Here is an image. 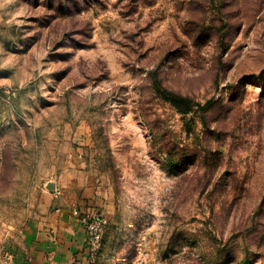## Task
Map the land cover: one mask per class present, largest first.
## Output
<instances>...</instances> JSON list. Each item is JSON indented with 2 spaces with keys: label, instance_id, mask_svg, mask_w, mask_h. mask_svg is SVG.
I'll list each match as a JSON object with an SVG mask.
<instances>
[{
  "label": "rangeland",
  "instance_id": "1",
  "mask_svg": "<svg viewBox=\"0 0 264 264\" xmlns=\"http://www.w3.org/2000/svg\"><path fill=\"white\" fill-rule=\"evenodd\" d=\"M79 161L91 264H264V0H0L2 253Z\"/></svg>",
  "mask_w": 264,
  "mask_h": 264
},
{
  "label": "crops",
  "instance_id": "2",
  "mask_svg": "<svg viewBox=\"0 0 264 264\" xmlns=\"http://www.w3.org/2000/svg\"><path fill=\"white\" fill-rule=\"evenodd\" d=\"M79 163L44 192L37 213L9 245L16 264H91L81 215L104 210L107 201Z\"/></svg>",
  "mask_w": 264,
  "mask_h": 264
},
{
  "label": "built area",
  "instance_id": "3",
  "mask_svg": "<svg viewBox=\"0 0 264 264\" xmlns=\"http://www.w3.org/2000/svg\"><path fill=\"white\" fill-rule=\"evenodd\" d=\"M81 221L86 230V246L92 260L102 247L108 220L101 210L92 209L81 215ZM0 264H16L13 253H0Z\"/></svg>",
  "mask_w": 264,
  "mask_h": 264
}]
</instances>
